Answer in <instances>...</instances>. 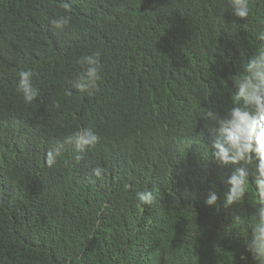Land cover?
I'll return each mask as SVG.
<instances>
[{
    "label": "trees",
    "instance_id": "1",
    "mask_svg": "<svg viewBox=\"0 0 264 264\" xmlns=\"http://www.w3.org/2000/svg\"><path fill=\"white\" fill-rule=\"evenodd\" d=\"M257 1L242 20L226 0H0V264H157L154 246L136 245L143 236L177 264H259L249 250L258 160L218 162L219 127L201 119L207 107L223 116L233 106L232 77L261 46ZM62 15L70 24L53 27ZM96 51L99 90L89 96L70 81ZM29 69L39 95L25 104L17 73ZM78 128L97 146L65 145L48 167L49 148ZM237 167L249 185L225 207ZM137 191H151L153 204ZM167 198L188 202L192 221Z\"/></svg>",
    "mask_w": 264,
    "mask_h": 264
},
{
    "label": "clouds",
    "instance_id": "2",
    "mask_svg": "<svg viewBox=\"0 0 264 264\" xmlns=\"http://www.w3.org/2000/svg\"><path fill=\"white\" fill-rule=\"evenodd\" d=\"M226 1L231 8L232 15L242 20L247 19L250 6L260 4L257 0ZM260 6L263 5L260 4ZM61 7L66 13L71 11L68 3L62 4ZM70 21V15H62L52 20L51 24L57 29H63L70 24ZM233 25H236L235 21ZM256 39L261 42L260 48L248 58L241 74L232 77L235 87V92L232 94L233 106L226 110L223 116L215 108L207 107L201 119L219 127L212 145L214 149L212 156L218 162L223 165H237L241 161L252 164L254 159L258 160L254 184L257 204L260 207L256 208L251 216L254 223L251 226L249 250L259 264H264V27L259 31ZM215 51L218 55H226L231 52V47L219 46ZM100 55L101 53L96 51L90 55L81 56L76 61L80 66V71L70 83L80 93L91 96L99 90ZM17 75L19 80L16 92L22 96L25 104H31L39 95V90L32 84L33 76H37L38 73L29 69L19 71ZM65 95H71V92ZM53 106L60 107L56 102ZM193 119L192 122L197 121L196 116ZM98 143L99 137L90 128H78L65 136L63 142H57L49 148L46 153V165L52 167L56 163L65 145H72L77 152L83 153L94 149ZM103 173L104 169L99 166L92 169V175L98 178H102ZM247 177L248 173L244 168L237 167L232 171L227 180L229 187L225 193V207L232 206L245 197L249 185ZM136 197L142 205H151L154 202L151 191H137ZM167 199L171 204L172 212H179L186 220L192 221L188 202L176 198ZM217 199L216 193L210 192L205 204L213 206L217 203ZM239 220V216L234 217V223ZM141 235H146V232ZM135 243L136 245L154 246L152 249L160 254L157 264H177L173 253L162 250L161 245L150 238L143 236L137 238ZM120 247L125 248L124 242L120 244ZM134 257L142 259V254L137 253Z\"/></svg>",
    "mask_w": 264,
    "mask_h": 264
}]
</instances>
